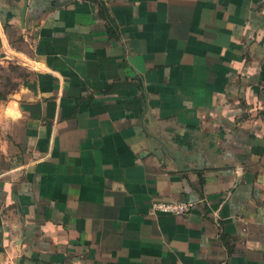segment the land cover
<instances>
[{
	"label": "crops",
	"instance_id": "crops-1",
	"mask_svg": "<svg viewBox=\"0 0 264 264\" xmlns=\"http://www.w3.org/2000/svg\"><path fill=\"white\" fill-rule=\"evenodd\" d=\"M0 64V264H264V0H0Z\"/></svg>",
	"mask_w": 264,
	"mask_h": 264
},
{
	"label": "built area",
	"instance_id": "built-area-1",
	"mask_svg": "<svg viewBox=\"0 0 264 264\" xmlns=\"http://www.w3.org/2000/svg\"><path fill=\"white\" fill-rule=\"evenodd\" d=\"M192 207L193 202L189 200H161L153 205L155 211L171 215H187Z\"/></svg>",
	"mask_w": 264,
	"mask_h": 264
},
{
	"label": "rangeland",
	"instance_id": "rangeland-1",
	"mask_svg": "<svg viewBox=\"0 0 264 264\" xmlns=\"http://www.w3.org/2000/svg\"><path fill=\"white\" fill-rule=\"evenodd\" d=\"M21 74V71L14 65L0 64V101L17 85V79Z\"/></svg>",
	"mask_w": 264,
	"mask_h": 264
},
{
	"label": "water",
	"instance_id": "water-1",
	"mask_svg": "<svg viewBox=\"0 0 264 264\" xmlns=\"http://www.w3.org/2000/svg\"><path fill=\"white\" fill-rule=\"evenodd\" d=\"M23 14H21V18H22Z\"/></svg>",
	"mask_w": 264,
	"mask_h": 264
}]
</instances>
